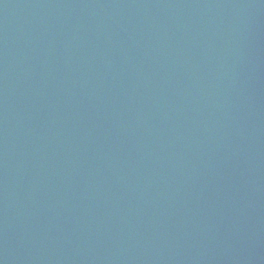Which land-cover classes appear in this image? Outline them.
I'll return each instance as SVG.
<instances>
[{"label":"water","instance_id":"95a60500","mask_svg":"<svg viewBox=\"0 0 264 264\" xmlns=\"http://www.w3.org/2000/svg\"><path fill=\"white\" fill-rule=\"evenodd\" d=\"M0 264H264V0H0Z\"/></svg>","mask_w":264,"mask_h":264}]
</instances>
